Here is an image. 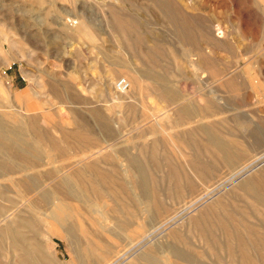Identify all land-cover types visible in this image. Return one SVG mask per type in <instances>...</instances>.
Returning a JSON list of instances; mask_svg holds the SVG:
<instances>
[{"label":"rangeland","instance_id":"374dc122","mask_svg":"<svg viewBox=\"0 0 264 264\" xmlns=\"http://www.w3.org/2000/svg\"><path fill=\"white\" fill-rule=\"evenodd\" d=\"M0 117L39 157L0 148V264H130L147 244L264 264L242 187L264 176V0H0ZM216 199L237 227L211 245L193 225Z\"/></svg>","mask_w":264,"mask_h":264},{"label":"bare ground","instance_id":"6f19581e","mask_svg":"<svg viewBox=\"0 0 264 264\" xmlns=\"http://www.w3.org/2000/svg\"><path fill=\"white\" fill-rule=\"evenodd\" d=\"M126 80V79H125ZM127 81V80H126ZM129 83L127 81V88ZM126 88V89H127ZM119 90L124 91L125 90ZM127 91V90H126ZM122 92V93H124ZM125 94V93H124ZM188 105V104H187ZM1 118V117H0ZM3 119V118H2ZM209 129V127H208ZM212 136V135H211ZM0 137L2 138V143H0L1 150L8 155L12 160L17 162L22 167H28L29 165L36 164L38 161V155L35 154L31 147L23 142V139L20 137V132L13 130V131H3L0 133ZM214 136H212L213 138ZM217 143V147L219 149V153L221 157L229 158V162L233 165L238 161H244L245 159L244 154L239 150L234 148L232 143L225 142L223 139H215ZM35 145V144H34ZM216 146V145H215ZM1 152V151H0ZM40 152V151H38ZM216 154V153H215ZM5 155V156H6ZM8 158V159H10ZM5 160V159H4ZM10 162V161H9ZM259 161L254 159L251 161H247L244 164V167L237 172V176H241L244 172H250L251 167L255 166V163ZM18 166V165H17ZM20 166V167H21ZM250 169L248 170V168ZM256 167V166H255ZM247 168V169H245ZM244 169V170H243ZM129 171V170H128ZM127 168H122L123 173H127ZM32 179V178H30ZM95 179V178H94ZM102 180L105 184L111 183L108 181L107 177H103ZM233 179V178H231ZM112 181V180H111ZM243 190H246L248 194H250L251 198L257 200L264 206V176L260 177L259 179L255 180L252 176L249 177L242 185ZM85 193V192H84ZM207 196V195H206ZM196 202L202 201L203 196H200ZM232 204V203H231ZM123 214V213H122ZM236 211L232 208L226 207L220 199H216L214 203L204 211H201L198 214V218L195 220L194 227L198 229L202 227V230H205L207 239L211 245L215 243V233L217 230H221L222 228H227L232 226L236 229ZM109 219L105 217L104 221H108ZM130 227V224L124 223L123 224V231H127ZM150 236H137L136 238L131 237L129 238L128 242L130 243L129 250H126L123 254L128 253V251L134 249V247L138 246L143 241L149 239ZM208 241V240H207ZM148 243V242H147ZM178 244V243H177ZM180 245V244H179ZM132 248V249H131ZM155 246L150 244L145 245L144 249L135 256V259L130 264H200L196 262L194 259L192 261L193 255L189 254V252L183 251L176 246L170 245V248L166 251L160 252L161 261L158 260L156 252L154 251ZM123 252V251H122ZM168 255L174 258L176 261H171ZM246 257L241 255L242 259ZM247 260V259H246ZM111 261L110 263H112Z\"/></svg>","mask_w":264,"mask_h":264},{"label":"built area","instance_id":"2783aa9c","mask_svg":"<svg viewBox=\"0 0 264 264\" xmlns=\"http://www.w3.org/2000/svg\"><path fill=\"white\" fill-rule=\"evenodd\" d=\"M114 86L117 90H124L127 88V81L124 77H118L115 79Z\"/></svg>","mask_w":264,"mask_h":264}]
</instances>
